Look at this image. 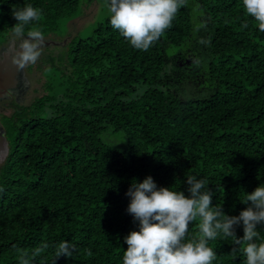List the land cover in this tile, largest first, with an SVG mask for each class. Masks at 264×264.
<instances>
[{
    "label": "trees",
    "instance_id": "16d2710c",
    "mask_svg": "<svg viewBox=\"0 0 264 264\" xmlns=\"http://www.w3.org/2000/svg\"><path fill=\"white\" fill-rule=\"evenodd\" d=\"M93 1L0 0V46L13 38L12 10L27 4L41 11L43 36L66 40L42 46L25 67L42 73L40 95L5 100L0 264H18L17 248L30 255L45 243L32 264H53L62 240L73 255L54 264H123L124 237L138 230L125 193L146 176L185 195L188 175L205 179L213 206L228 215L264 184V32L243 0H186L147 51L108 14L88 34L71 35L68 24ZM257 231L264 240V225ZM198 234L193 222L188 236ZM208 246L212 264H245L231 238Z\"/></svg>",
    "mask_w": 264,
    "mask_h": 264
},
{
    "label": "clouds",
    "instance_id": "9594fccd",
    "mask_svg": "<svg viewBox=\"0 0 264 264\" xmlns=\"http://www.w3.org/2000/svg\"><path fill=\"white\" fill-rule=\"evenodd\" d=\"M185 3L186 0H104L103 6L112 28L133 48L147 51L172 26ZM243 6L264 32V0H243ZM12 16L16 23L11 26L10 59L17 68L24 69L41 56L44 36L35 27L41 11L27 4L13 9ZM186 184L188 195L170 186H157L151 176L131 183L125 193L130 198L126 211L138 222V230H130L124 237L127 248L123 264H212L216 252L208 242L227 238L240 246L245 264H264V240L257 231V225H264V184L245 192L240 201L246 207L238 215H228L221 206H213V193L205 179L188 175ZM193 222H198L199 234L189 237ZM237 227H242V236L236 234ZM48 247L45 243L30 255L27 249L17 248L18 264H32ZM74 248L69 241H60L55 245L53 264L61 255L71 257Z\"/></svg>",
    "mask_w": 264,
    "mask_h": 264
},
{
    "label": "water",
    "instance_id": "95a60500",
    "mask_svg": "<svg viewBox=\"0 0 264 264\" xmlns=\"http://www.w3.org/2000/svg\"><path fill=\"white\" fill-rule=\"evenodd\" d=\"M63 40H55L44 37L42 46L64 45ZM13 46V38L0 46V101L13 98L20 101L23 94L30 86V80L26 75L25 68L19 69L10 59V51ZM9 152V143L4 126L0 123V163L4 162Z\"/></svg>",
    "mask_w": 264,
    "mask_h": 264
},
{
    "label": "rangeland",
    "instance_id": "374dc122",
    "mask_svg": "<svg viewBox=\"0 0 264 264\" xmlns=\"http://www.w3.org/2000/svg\"><path fill=\"white\" fill-rule=\"evenodd\" d=\"M97 1H93L88 6L84 5L83 13L81 14L79 12L76 15L75 19L71 21V24H68L67 31H70L71 35L76 34L78 31L81 36L86 35L104 19V17L107 15V9L106 7L103 6L104 0H97ZM64 34L65 33L49 34L48 36H44V37L60 40L62 38L64 39ZM34 66L35 65H33V67ZM33 67L32 69L25 71L27 77L30 80V86L24 92L23 98L20 100V102L26 104L28 103V101L32 100L34 96H38L44 91L43 90L44 77L40 72V70L34 69ZM9 112H11L10 108L5 107L4 104H0V115L8 114Z\"/></svg>",
    "mask_w": 264,
    "mask_h": 264
},
{
    "label": "flooded vegetation",
    "instance_id": "af4514ba",
    "mask_svg": "<svg viewBox=\"0 0 264 264\" xmlns=\"http://www.w3.org/2000/svg\"><path fill=\"white\" fill-rule=\"evenodd\" d=\"M9 100H15V96H13V98H10ZM7 103L8 102H5V100L0 101V104H4L5 107H7ZM1 118H2V115H0V123L3 125Z\"/></svg>",
    "mask_w": 264,
    "mask_h": 264
}]
</instances>
